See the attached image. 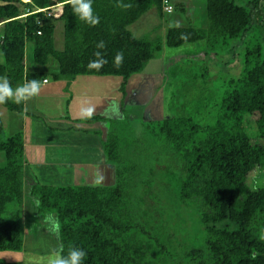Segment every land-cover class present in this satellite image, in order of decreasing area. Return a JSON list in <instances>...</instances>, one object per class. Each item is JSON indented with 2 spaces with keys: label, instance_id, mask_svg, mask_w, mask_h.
Instances as JSON below:
<instances>
[{
  "label": "trees",
  "instance_id": "1",
  "mask_svg": "<svg viewBox=\"0 0 264 264\" xmlns=\"http://www.w3.org/2000/svg\"><path fill=\"white\" fill-rule=\"evenodd\" d=\"M162 1L92 0L100 22L91 26L74 15L67 0H0V77H7L14 88L31 79L46 84L48 76L54 82L88 76L117 77L122 80L120 92L124 95L128 79L140 73L163 44L178 48L204 42L216 57L230 55L229 42L251 29L264 0H251L250 10L235 5L234 0H205V29L171 27L162 42L136 38L129 26L153 9L162 16ZM124 4L131 7L118 6ZM173 8L183 11L184 4L175 3ZM56 30L60 36L54 40ZM100 41L105 44L102 49L97 48ZM26 44L32 45L31 63L35 69H29L25 59ZM121 51L124 60L116 67L114 58ZM96 52L107 61L99 70L88 67L90 61L98 59ZM207 72L206 67L203 73ZM24 104L8 101L0 106L22 115ZM253 116L257 118L251 125L249 118ZM145 125L157 127L152 140L161 141L156 165L166 169L178 164L180 168L179 182L170 198L167 193L162 195L164 186L151 188L152 181L143 176L137 163L123 157L119 135L106 137L103 142L105 158L114 167V180L98 186H49L38 182L26 186L22 132L0 139V252L22 249L24 225L18 207L25 205L27 191L37 199L40 217L59 225L57 239L64 254L70 247L80 248L87 253L84 264L171 263L176 256L173 229L187 226L184 223L180 227L191 206L204 233V247L186 251L187 264H264L261 45L246 49L241 73L229 80L213 125L202 126L186 116L166 117ZM2 128L0 119V135ZM254 171L262 174L257 180L260 186L248 184ZM9 204L17 208L8 221L4 215ZM164 235L166 242L160 244L159 238ZM0 264L19 263L0 260Z\"/></svg>",
  "mask_w": 264,
  "mask_h": 264
},
{
  "label": "rangeland",
  "instance_id": "2",
  "mask_svg": "<svg viewBox=\"0 0 264 264\" xmlns=\"http://www.w3.org/2000/svg\"><path fill=\"white\" fill-rule=\"evenodd\" d=\"M24 1L28 2L29 0ZM179 2L184 4L183 11L174 9V12L171 14L163 13L162 16H159L156 10H150L129 26V31L136 38L147 39L151 42L157 40L162 42L164 41L167 29L171 27L191 26L196 29H205L207 26L205 0H173L172 4L174 5ZM234 3L235 5L250 10L251 0H234ZM260 7L261 14L254 17L251 29L246 31L241 37L234 38L229 42L228 47H232L230 55H223L222 58H218L216 54L208 51L204 42L187 44L178 48H168L163 44L160 52L155 54L153 59L144 66L143 70L129 79H136L138 77L144 79L152 78L151 80L157 82V86L153 90L154 92L149 90L150 92L148 94L158 99L166 117L186 116L191 117L199 125H213L220 101L229 88V80H231V78L237 79L241 73L246 49L259 43L262 47V57H264V1H262ZM56 10L55 8V11ZM58 26H60V24H58ZM58 31L60 33V28H58ZM59 36L56 30L54 40ZM57 41H59L58 38ZM56 47L61 48V44L59 45L56 42ZM224 49H226V47H224ZM31 56L32 45L26 44L25 59L27 64L29 62V69H35V65L31 63ZM229 61L230 63L227 65L224 64ZM206 67L208 68V72L203 73L206 72ZM103 78H106L101 79L104 80L103 82L105 84L93 85L89 90L92 92H111L110 83L120 79L114 77ZM47 79L49 83L45 85V87L65 88L66 91H71L69 95L72 97V90H77L76 95L81 94L86 86H84V82L81 81L88 80L86 77H82L74 79V82H54L51 80L50 76H48ZM92 84L93 83H91V85ZM57 97L60 99V95H57ZM59 107H63V105L55 106L54 112H57ZM33 109L34 108H32L31 111L32 113L36 115L40 114L37 110L34 112ZM129 114L134 115L135 120L130 119L131 116H127ZM125 115L127 117L122 118L119 116L118 120L116 119L112 122L109 121V119L107 120V125L104 124V126H106L105 129H107L104 132L105 139L109 136L113 138L119 135L123 148V157L127 161L137 163L141 168L140 172L144 173L143 176L152 181L151 188L154 186L159 189V187L164 186L166 189L164 192L162 191V195L167 193L170 198V196L175 193L176 185L179 182L178 173L180 172V168L178 164L177 167L172 166L166 169L158 167L160 164L156 165L158 161L157 158L161 155V150L158 147L161 141L152 140L154 139V133H157V127L154 129V126L146 128L144 123V111L139 108L127 106ZM42 116L40 117L41 121L47 126L55 129L62 127L61 125L63 123H61V125L52 124L46 117ZM256 118L257 116L249 118L251 125H253ZM0 119L3 127L0 135L1 140H5L16 132H22L23 134L22 121L25 124L26 118L7 111V109L0 106ZM96 122L100 123L102 120H97ZM74 127L78 126L74 125ZM148 129L152 130V132H147ZM24 155L26 163H28L25 152ZM1 156L2 154H0V158H2ZM1 163L3 165L4 162ZM41 169L42 164L39 166V170ZM52 169L54 170L56 168L50 165L48 167V172L45 170L42 171L43 178H46L44 180V182H46L45 184L49 186L66 185L59 177H56L55 181L52 179ZM261 176L262 174L259 171H254L249 176L248 184L253 187L255 185H262L264 183V176H262L261 179L262 184L257 182L258 178ZM62 178L65 179V176L62 175ZM48 180L50 182H48ZM161 182H165V184ZM25 194H27V191ZM151 196L152 194L150 197ZM24 200H28L30 208L25 209L24 206L21 208L18 207V210L21 211V218L24 225V242L22 249L20 252H0V260L19 264H48L50 253L59 247L57 235L54 231L56 224L54 221L47 218L43 219L42 217L44 216L40 217L37 211L38 203L35 197L28 193L24 196ZM193 207L194 206L190 207L184 222L180 225V227H182L183 224L186 223L187 226L185 225L184 228L178 231L173 229L177 236L174 242L176 245H172V249L175 251L174 254L176 253V256L175 260L169 264H187V257L184 256L185 252L190 248L202 249L204 247V233L199 228V220ZM16 208V205L9 204L4 218L8 221L12 219V213ZM25 210H27V220H25L23 216L24 212H22ZM28 211H33V213ZM171 240L173 241V239ZM171 240L168 242L171 243ZM165 242V235L161 236L159 238V243L163 244Z\"/></svg>",
  "mask_w": 264,
  "mask_h": 264
},
{
  "label": "crops",
  "instance_id": "3",
  "mask_svg": "<svg viewBox=\"0 0 264 264\" xmlns=\"http://www.w3.org/2000/svg\"><path fill=\"white\" fill-rule=\"evenodd\" d=\"M86 79L88 80L81 81L84 82V86L86 85L81 94L76 95L77 90H72L74 101L69 95L71 91H66L65 88L58 89L60 87H45L48 82L42 85L38 96L25 102L24 114L20 116L26 118L25 124L22 121L24 152L28 159L24 167L26 186L34 182L45 184L46 178H43L42 171L48 172L50 165L56 168L52 169L54 181L56 177H59L60 180L71 185L112 184L114 167L107 162L103 152L104 132L107 130L104 124L107 125V120L112 122L118 120L119 116L122 118L131 116L130 119L135 120L134 115H125L127 106L144 111L145 124H154L166 118L158 99L148 94L150 91L154 92L157 86V82L151 80L152 78L128 79L124 95L120 92L122 83L120 79L110 83L111 92L89 90L93 85L105 84L101 79L106 78L90 76ZM57 95H60V99ZM57 105H63V107H59V110L54 112V107ZM89 106L94 108L92 117L96 119L86 123L78 112L81 107ZM32 108L34 112L37 110L40 114L32 113ZM42 115L52 124L61 125L63 123L62 127L55 129L47 126L41 121ZM97 120H102V122L98 123ZM41 164L42 169L39 170ZM24 207L25 209L30 208L28 200ZM26 212L27 210L24 211L25 220L28 217ZM28 212L33 213V211Z\"/></svg>",
  "mask_w": 264,
  "mask_h": 264
},
{
  "label": "clouds",
  "instance_id": "4",
  "mask_svg": "<svg viewBox=\"0 0 264 264\" xmlns=\"http://www.w3.org/2000/svg\"><path fill=\"white\" fill-rule=\"evenodd\" d=\"M67 3L71 6L74 15L78 16L80 20L85 23L96 26L100 22V18L94 13L92 7V0H67ZM123 8H130L131 4L118 5ZM105 47L103 41L97 44V48L102 49ZM98 59L90 61L88 67L90 69L99 70L107 63L102 58L100 52L94 53ZM124 60V53L117 52L114 58V64L116 67L122 65ZM42 88V83L38 79L26 80L24 83L16 86L11 85L7 77H0V105L12 101L16 104L24 103L39 95ZM93 107H81L78 115L81 118L87 119L94 115ZM57 238H59V225L57 224L54 229ZM87 253L77 247H70L67 254H64L63 245H60L57 249L53 250L48 259V264H84V258Z\"/></svg>",
  "mask_w": 264,
  "mask_h": 264
},
{
  "label": "built area",
  "instance_id": "5",
  "mask_svg": "<svg viewBox=\"0 0 264 264\" xmlns=\"http://www.w3.org/2000/svg\"><path fill=\"white\" fill-rule=\"evenodd\" d=\"M173 5L171 4L170 0H163L162 1V10L166 14H171L173 12ZM47 81L44 80L43 83H46Z\"/></svg>",
  "mask_w": 264,
  "mask_h": 264
}]
</instances>
